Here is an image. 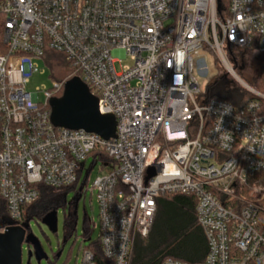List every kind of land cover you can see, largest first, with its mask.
Returning a JSON list of instances; mask_svg holds the SVG:
<instances>
[{
	"label": "built area",
	"instance_id": "obj_1",
	"mask_svg": "<svg viewBox=\"0 0 264 264\" xmlns=\"http://www.w3.org/2000/svg\"><path fill=\"white\" fill-rule=\"evenodd\" d=\"M0 20V199L15 225L40 184L73 185L91 156L105 263L130 264L158 197L183 194L196 201L205 258L158 264H264V93L227 58L264 54V0H228L220 12L217 0H0ZM46 50L115 117L114 138L52 124L49 100L68 79L26 89ZM201 50L245 87L241 104L204 100L193 74ZM81 264H95L90 250Z\"/></svg>",
	"mask_w": 264,
	"mask_h": 264
},
{
	"label": "trees",
	"instance_id": "obj_2",
	"mask_svg": "<svg viewBox=\"0 0 264 264\" xmlns=\"http://www.w3.org/2000/svg\"><path fill=\"white\" fill-rule=\"evenodd\" d=\"M227 1L217 0L219 12L227 6ZM5 51L0 20V54L5 53ZM44 56L47 57L50 67L53 66L52 62L55 65L59 63V59H57L59 54H55L54 51L46 50ZM64 63L68 66L66 60ZM235 65L236 63L233 62V68L236 69ZM226 81H228L227 74H221V76H217L210 81L203 93L204 100L219 98L236 105L241 104L247 98V94H244L243 98L238 99L239 88L233 85L224 86L221 84ZM255 88L264 93V66H262L261 72L256 78ZM194 123L195 121L192 122V124ZM100 158L108 159L103 153ZM38 187V198L34 202L23 206L21 219L17 222L18 225L26 222L29 224L32 219L40 221L48 212L56 211L66 205V188H52L41 184ZM195 203L196 201L192 195L167 194L158 197L148 235L135 239L130 264H158L167 257L190 263L203 261L207 252V242L203 230L196 221ZM76 220L77 214L75 210L66 214L64 219L65 236L62 243L75 231ZM9 225H15V222L9 217L3 199H0V230ZM29 230L28 227L27 232ZM89 231L90 227L87 225V221L84 220L83 241H90ZM27 246L29 247V245ZM85 249L92 252L95 264H107L102 256L99 239L90 242L88 246H83L82 252ZM60 250L54 255L55 258L58 257Z\"/></svg>",
	"mask_w": 264,
	"mask_h": 264
},
{
	"label": "rangeland",
	"instance_id": "obj_3",
	"mask_svg": "<svg viewBox=\"0 0 264 264\" xmlns=\"http://www.w3.org/2000/svg\"><path fill=\"white\" fill-rule=\"evenodd\" d=\"M55 54H59L57 56L59 63L55 65L51 61L52 67L49 66V61L45 56L43 60H34L38 64V71L30 76L29 83L26 87L28 91L35 92L37 88L44 90L51 87L52 80L64 82L70 78V69L64 63V55L59 52H55ZM227 58L235 74L243 82L255 88L256 78L260 74L262 66H264V54L247 50H234L231 54L228 52ZM195 59L197 63L193 74L197 78L203 92H205L206 86L215 77L221 76V74H227L228 81L221 83L222 85H233L239 88L238 99L243 98V95L248 93L245 87L227 71L223 63L218 58L214 60V57L209 52L201 50ZM199 59L204 60L205 67ZM233 62L236 63V69L233 68ZM127 63H129V60L124 58L120 63H115L114 67L116 71H120L121 66ZM39 99H44L42 92L39 93ZM99 172V163L94 161L91 156H88L83 161V169L78 173L77 182L65 189L66 205L56 210V232L49 230L41 221L35 219L30 220L29 231L40 242L47 259L43 258L38 262L33 254L31 245L29 248L26 243H23L21 245V264H81L82 247L88 246L90 242L96 241L99 235L97 198L89 190L91 183ZM74 210L77 214L75 231L62 243L65 236V216ZM84 220L87 221V225L90 227V241H83ZM29 250L32 252L30 257L28 256ZM59 250L58 257L55 258L54 255Z\"/></svg>",
	"mask_w": 264,
	"mask_h": 264
},
{
	"label": "water",
	"instance_id": "obj_4",
	"mask_svg": "<svg viewBox=\"0 0 264 264\" xmlns=\"http://www.w3.org/2000/svg\"><path fill=\"white\" fill-rule=\"evenodd\" d=\"M50 120L56 127L83 129L93 132L104 139L115 137L116 120L112 114H100L98 100L90 93L79 77L68 79L60 96L49 100ZM49 230L56 232V211L45 214L41 220ZM29 224L9 225L0 231V264H21V245H31L33 254L39 262L47 256L38 239L27 232ZM27 232V233H26ZM32 252L28 251L30 257ZM28 264V263H27Z\"/></svg>",
	"mask_w": 264,
	"mask_h": 264
},
{
	"label": "flooded vegetation",
	"instance_id": "obj_5",
	"mask_svg": "<svg viewBox=\"0 0 264 264\" xmlns=\"http://www.w3.org/2000/svg\"><path fill=\"white\" fill-rule=\"evenodd\" d=\"M27 233V232H26ZM29 248H30V246H29Z\"/></svg>",
	"mask_w": 264,
	"mask_h": 264
}]
</instances>
